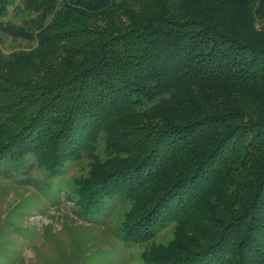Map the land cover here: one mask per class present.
<instances>
[{
  "label": "trees",
  "instance_id": "obj_1",
  "mask_svg": "<svg viewBox=\"0 0 264 264\" xmlns=\"http://www.w3.org/2000/svg\"><path fill=\"white\" fill-rule=\"evenodd\" d=\"M150 1L142 22L123 0H0V18L36 14L0 19L34 44L0 50V156L52 173L103 131L88 204L133 202L137 242L171 222L202 233L146 264H264V0Z\"/></svg>",
  "mask_w": 264,
  "mask_h": 264
},
{
  "label": "rangeland",
  "instance_id": "obj_2",
  "mask_svg": "<svg viewBox=\"0 0 264 264\" xmlns=\"http://www.w3.org/2000/svg\"><path fill=\"white\" fill-rule=\"evenodd\" d=\"M170 3L179 7L181 1ZM154 7L150 0H123L119 9H127L143 22L156 13ZM9 9L1 20L22 24L36 15L12 6ZM33 45L0 31L3 53L22 52ZM112 149L102 131L88 154L66 161L52 173L36 164L33 156L23 160L0 156V264H146L145 253L149 256L168 249L183 255L185 249L197 245L202 233L174 222L150 239L137 242L127 238L125 224L133 202L121 195L88 204L90 170L105 162Z\"/></svg>",
  "mask_w": 264,
  "mask_h": 264
}]
</instances>
